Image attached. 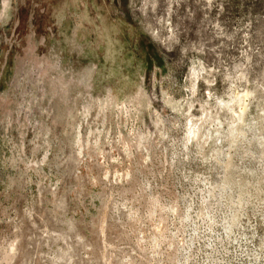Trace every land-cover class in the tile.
Segmentation results:
<instances>
[{
    "label": "rangeland",
    "instance_id": "rangeland-1",
    "mask_svg": "<svg viewBox=\"0 0 264 264\" xmlns=\"http://www.w3.org/2000/svg\"><path fill=\"white\" fill-rule=\"evenodd\" d=\"M0 264H264V0H0Z\"/></svg>",
    "mask_w": 264,
    "mask_h": 264
}]
</instances>
